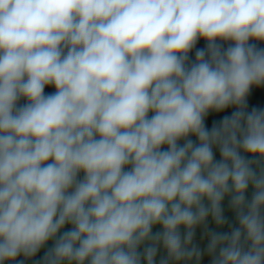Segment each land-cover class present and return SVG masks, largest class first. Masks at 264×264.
<instances>
[{
  "label": "clouds",
  "instance_id": "9594fccd",
  "mask_svg": "<svg viewBox=\"0 0 264 264\" xmlns=\"http://www.w3.org/2000/svg\"><path fill=\"white\" fill-rule=\"evenodd\" d=\"M250 41L264 0H0V264L50 243L44 264L199 260L195 231L226 223V196L238 226L211 233L212 264H264Z\"/></svg>",
  "mask_w": 264,
  "mask_h": 264
},
{
  "label": "crops",
  "instance_id": "0c3cea01",
  "mask_svg": "<svg viewBox=\"0 0 264 264\" xmlns=\"http://www.w3.org/2000/svg\"><path fill=\"white\" fill-rule=\"evenodd\" d=\"M221 43H224V47L226 48L231 42H221ZM250 43H256L258 47L264 48V42L250 41ZM205 45H206V41L201 39L198 41L196 48H202ZM196 48H194L189 53V56L192 61L195 60ZM54 91L55 89L53 87H46L45 89L46 93L54 92ZM24 103H27V101L24 99L18 101V105ZM245 104H246L245 110L248 112H251L253 109L264 111V86H260V87L254 86L250 90L248 96L246 97ZM237 110L238 109L235 106H232L219 113L214 111L209 112V114L205 118L206 127L210 130L213 126H218L219 122L222 121V119L225 116H231V114ZM189 138L196 141L195 137H189ZM180 143L182 144L183 141H181ZM213 151H214L215 159L219 160L221 157L218 148H214ZM249 159H251V157H249ZM80 178H82V174ZM246 196L248 199H250L251 192L247 193ZM222 209L226 223L222 227H217L214 225L212 219L209 218L204 225L198 227L195 231V235L193 238V245L199 249L201 256L199 260H197L196 257H193L191 260H186L182 262V264H212L213 257L211 254L207 252V244L209 242L211 233L214 231L229 232L233 227L238 226L235 212L230 207V196L225 197L224 201L222 202ZM50 248H51V243L45 248H42L33 257H24L23 255H20L16 258V260L7 261L5 262V264H44L45 253ZM166 255H167L166 252L161 250L157 256V264H159L160 259L166 258Z\"/></svg>",
  "mask_w": 264,
  "mask_h": 264
}]
</instances>
